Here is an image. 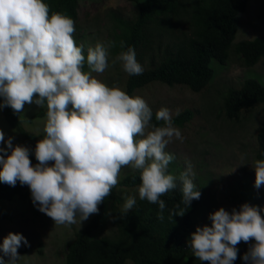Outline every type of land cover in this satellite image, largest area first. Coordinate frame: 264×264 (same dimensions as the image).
<instances>
[{"label":"clouds","instance_id":"1","mask_svg":"<svg viewBox=\"0 0 264 264\" xmlns=\"http://www.w3.org/2000/svg\"><path fill=\"white\" fill-rule=\"evenodd\" d=\"M49 13L44 0H0V109L21 113L25 104L47 109L43 138L34 149L14 146V138L5 139L0 130L5 145L0 148V182L26 185L33 206L56 224L77 220L81 224L98 214V205L118 184L122 167L131 165L139 172V199L157 204L160 220L166 208L161 197L177 189L179 182L186 207L169 215L183 216L201 193L190 162L178 177L169 172L175 156L166 148L173 138L185 139L173 125L171 110L161 107L154 114L142 96H130L119 85L110 87L98 80L93 73L109 67V48L115 42L77 45L74 20L61 12ZM120 48L113 63L119 61L129 76L141 75L144 69L134 48L124 50V41ZM154 115L162 126L152 122ZM30 154L38 161L35 165ZM251 169L253 186L259 189L264 186V158L255 159ZM136 202V196H128L123 213ZM262 213L264 206L248 203L238 210L221 207L210 213L211 226L197 227L190 234L191 254L208 264H233L236 245L252 239L241 259L245 264H264ZM21 245L29 246L22 234L8 233L0 242V264H17Z\"/></svg>","mask_w":264,"mask_h":264},{"label":"trees","instance_id":"2","mask_svg":"<svg viewBox=\"0 0 264 264\" xmlns=\"http://www.w3.org/2000/svg\"><path fill=\"white\" fill-rule=\"evenodd\" d=\"M85 1L44 0L49 6V14L64 13L74 20V25L81 3ZM250 1L130 0L135 12L129 21L119 22L123 29L122 41L125 42L124 50L128 46L134 48L144 71L138 76H129L123 71L122 89L130 96H136L160 84L167 88H187L200 94L215 77L214 62L224 66L234 55L247 69L257 66L264 58L263 37L234 44L239 28L238 16L246 11ZM2 110L6 124L15 132L20 145L34 149L42 138L26 131L13 109L4 107ZM46 111V106L39 107L29 119L45 118ZM193 114L191 109L179 111V115L172 117L173 125L179 128L187 125L194 118ZM220 114L230 123H240L259 115L254 134L255 157L264 158L261 157V150L264 151V84L250 77L236 87L231 86L222 96ZM152 122L163 125V121L155 120V115ZM29 159L33 165L38 163L34 155L30 154ZM169 172L172 174L170 167ZM118 181L111 195L105 198L107 204L98 205V214H94L67 243L64 264H208L197 260L187 246L190 234L197 228L195 216L205 198L201 185L197 187L201 193L199 199L191 201L183 216L171 219L170 212L178 213L186 207L178 182L177 189L161 197L166 208L164 219L160 220L158 205L138 197V170ZM246 193L254 198L249 189ZM130 195L136 196L137 202L125 215L123 204ZM15 198L22 206L34 207L26 185L17 182L10 186L0 182V202H12ZM8 218L0 211V224ZM105 221H108L109 233L97 237L96 233ZM24 252L18 250V255Z\"/></svg>","mask_w":264,"mask_h":264},{"label":"rangeland","instance_id":"3","mask_svg":"<svg viewBox=\"0 0 264 264\" xmlns=\"http://www.w3.org/2000/svg\"><path fill=\"white\" fill-rule=\"evenodd\" d=\"M134 12L130 0H86L81 3L78 11L73 33L77 45L83 44L87 48L96 42L106 45L110 41L115 42V46L109 48V67L103 73H93V76L110 87L116 84L122 88L120 81L124 73L120 62L113 63V60L121 51L123 29L119 22L129 21ZM238 26L234 44L242 40L264 38V0H251L246 11L238 16ZM212 66L215 77L200 94L187 88H167L160 84L138 94L155 111L161 107L169 108L172 117L183 109H191L194 113V118L187 125L180 128L174 125L181 130L185 139L180 142L173 138L166 151L175 156L169 165L173 175L183 172L187 162H190L195 173L193 180L196 187H203L205 198L203 206L195 216L197 227L211 226L209 214L221 207L230 212L232 208L238 210L244 203L264 206V186L259 189L253 186L255 173L251 169L256 159L254 134L260 116L254 115L246 121L230 123L220 114L222 96L231 86L236 87L250 77L264 84V58L252 69L243 67L234 55L226 65L214 62ZM87 70L85 65V71ZM38 109L35 104H25L23 111L16 114L26 131L36 135L39 132L38 136L43 138L42 129L46 117L29 119ZM0 130L4 132L5 139L9 136L14 138V146L20 145L17 135L6 124L2 109ZM4 146L0 142V148ZM135 171L131 165L123 166L118 180ZM246 189L253 193V199L251 195H247ZM18 202V198L12 202H0V211L9 217L0 224V242L8 233H19L26 238L29 246L21 245L18 249L25 252L20 255L17 264H64L67 243L94 214L81 224L77 220L75 224L58 225L37 208L22 206ZM104 203L107 204V201ZM261 215L264 218V213ZM108 233V221H105L96 236L101 237ZM252 243L254 241L250 239L247 243L241 241L236 245L238 254L233 264H245L241 257Z\"/></svg>","mask_w":264,"mask_h":264}]
</instances>
